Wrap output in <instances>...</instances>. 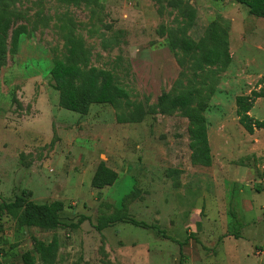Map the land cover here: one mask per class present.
I'll use <instances>...</instances> for the list:
<instances>
[{"label": "rangeland", "instance_id": "obj_1", "mask_svg": "<svg viewBox=\"0 0 264 264\" xmlns=\"http://www.w3.org/2000/svg\"><path fill=\"white\" fill-rule=\"evenodd\" d=\"M0 69V204L23 190L38 204L62 201L61 226L21 227L0 218V264H23L35 241H59L52 264H264V133L239 124L236 98L264 89V2L255 13L235 0H17ZM195 12V16H194ZM193 14V15H192ZM211 48L172 50L168 31ZM26 26L18 49L11 36ZM163 28H165L163 31ZM82 44V66L112 72L129 98L92 105L81 115L59 106L51 70ZM198 86L212 165L195 164L189 120L161 114L159 99ZM139 121H133L137 113ZM252 116L264 120V98ZM104 162L118 173L92 187ZM127 205L150 229L118 223L98 231L99 216Z\"/></svg>", "mask_w": 264, "mask_h": 264}, {"label": "trees", "instance_id": "obj_2", "mask_svg": "<svg viewBox=\"0 0 264 264\" xmlns=\"http://www.w3.org/2000/svg\"><path fill=\"white\" fill-rule=\"evenodd\" d=\"M17 0H0V69L5 64L7 55L8 33L13 25V17L16 11L13 7ZM79 5L82 2H95L98 0H60ZM247 7L250 13H255L264 0H235ZM193 15V14H192ZM195 16V12H194ZM194 17L190 16L188 26L183 29V35L179 38L175 31H168V43L172 50L179 49L185 56L193 57L200 54L194 66L195 74L201 75L210 71L215 61L211 58V48L205 44L197 43L186 36V30L193 23ZM165 28H163V31ZM27 33L26 26L17 27L11 36L13 52L18 49L21 37ZM84 57L82 44L74 41L71 54L66 59H56L51 70L53 87L59 92V106L62 109L78 113L88 114L92 105L109 104L115 106L120 100L129 98V92L116 83L112 72L97 67L82 66ZM204 90L198 86L184 90L175 96L164 94L159 99L158 111L161 114H172L181 111L189 120L188 133L190 136V149L195 164L202 166L212 165L211 147L208 136V126L204 112L206 101L201 98ZM264 98V89L254 90L250 95H240L236 98V114L239 124L244 130L254 135L256 131L264 130V120L256 119L250 113L257 100ZM138 112L134 114L133 121H139ZM118 179V173L102 162L92 180V187L103 189L111 187ZM65 205L56 200L51 203L38 204L31 200V192L23 190L13 201H4L0 204V218L3 214L11 215L18 220L21 227H36L44 230H54L61 226V213ZM130 224L142 229H150L146 222L137 221L128 215L127 205L124 203L121 209L112 214L103 213L99 216L96 226L98 231H103L115 224ZM181 247V263L186 264L182 248L186 242L178 241ZM35 250L43 264H52L59 250L57 238L49 243L41 240L35 241ZM23 264H37L32 252L27 251L22 256Z\"/></svg>", "mask_w": 264, "mask_h": 264}, {"label": "crops", "instance_id": "obj_3", "mask_svg": "<svg viewBox=\"0 0 264 264\" xmlns=\"http://www.w3.org/2000/svg\"><path fill=\"white\" fill-rule=\"evenodd\" d=\"M262 99V98H261ZM253 110V109H252ZM251 113H252V111H251ZM250 113V114H251ZM252 115V114H251ZM254 117V116H253ZM257 119V118H256ZM244 129V128H243ZM246 132V131H245ZM247 133V132H246ZM255 133H264V130H259V131H256ZM254 133V134H255ZM250 135V134H249ZM209 136V135H208ZM252 136V135H251ZM209 142H210V138H209ZM210 147H211V145H210Z\"/></svg>", "mask_w": 264, "mask_h": 264}, {"label": "built area", "instance_id": "obj_4", "mask_svg": "<svg viewBox=\"0 0 264 264\" xmlns=\"http://www.w3.org/2000/svg\"><path fill=\"white\" fill-rule=\"evenodd\" d=\"M264 187V186H263Z\"/></svg>", "mask_w": 264, "mask_h": 264}]
</instances>
